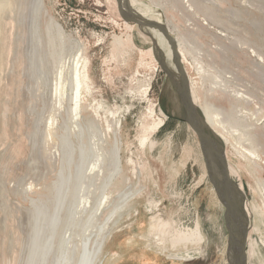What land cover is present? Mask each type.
Masks as SVG:
<instances>
[{
    "label": "rangeland",
    "instance_id": "rangeland-1",
    "mask_svg": "<svg viewBox=\"0 0 264 264\" xmlns=\"http://www.w3.org/2000/svg\"><path fill=\"white\" fill-rule=\"evenodd\" d=\"M4 1L0 264H29L37 233L48 254L33 264H54L104 224L113 264H230L224 207L180 121L176 71L149 29L126 20L121 0ZM134 1L156 10L179 41L187 79L213 113L233 108L264 128V0ZM75 70L86 76L77 110ZM159 119L165 125L149 138ZM230 123L229 142L214 135L241 190L246 264H264V145L251 155L250 137L240 143ZM196 229L201 242L173 248V235ZM186 254L194 259H169Z\"/></svg>",
    "mask_w": 264,
    "mask_h": 264
},
{
    "label": "bare ground",
    "instance_id": "bare-ground-1",
    "mask_svg": "<svg viewBox=\"0 0 264 264\" xmlns=\"http://www.w3.org/2000/svg\"><path fill=\"white\" fill-rule=\"evenodd\" d=\"M130 2H131L130 7L131 6L134 7L136 11H138L141 17L159 22V20L156 19V16H158V13H156V10L151 9V7L140 4L134 0H131ZM8 7H9L8 1H4V3L0 2V21H1V17L3 13L6 12ZM137 7L142 8V9L146 8L147 14L146 15L143 14V10L141 11L137 9ZM147 16H149V18ZM149 31L152 33L155 40H157V42L161 45V47H163L165 51V56H167L168 58L167 65L170 66L169 71L174 74V71H177V70L171 59V51L169 49L166 39L163 37L161 33H159L156 30L150 29ZM176 42H177V51L179 53V57L182 61V64L184 65L183 50L181 49V45L179 41L176 40ZM127 44L133 45L131 40H128ZM149 53L152 55V50H150ZM185 72L187 74L186 69H185ZM85 79H86V76L80 74L77 70H75L72 73V75H70V77L68 78L69 85L71 86V89L73 91L74 100H75L74 110L78 109V105H77L78 93H80L81 88L85 82ZM188 80H189V77H188ZM189 85L191 89V96H192L193 103L196 106V108L200 111L204 125L210 131H212L215 135H217L220 139H222L224 142H229L228 141L229 139L226 137L223 131H225V128H226L225 124H229L230 122L231 123L233 122L232 123L233 125L231 123L230 124L232 125L233 128H235L236 133H238L237 135L239 137L238 141L240 142L243 140V138L250 137L251 144L248 147H245V149L251 155L258 156L255 145L259 144V142H262L264 145V128L259 127L251 119H249L248 121H246L245 118L239 119L238 117L235 116L236 112L233 110V108L229 109L228 112H223V111H220L219 109L217 112H214L216 114L214 115V113L211 111V106L208 105L205 100H202L199 98V95H200L199 91L194 88L196 87V85L191 84L190 80H189ZM244 99H247V98L242 96L243 101ZM219 114L223 115L224 118L218 120L217 116ZM164 122H165L164 119H159L158 122L154 124V127L152 128L151 133L149 134V138L155 135L157 132H159V130L165 125ZM229 135H232V134H229ZM146 139L147 138L145 137V140ZM225 160H226V165H227L229 176H233L234 169L230 167L226 154H225ZM251 165L256 171L260 170L256 162H252ZM239 191L241 190L239 189ZM35 226H36V222H35ZM104 226L105 224L100 229L99 234L96 237V239L94 240L86 239V240L81 241L80 244L72 243L71 246H67L66 250L60 254V257H56V259L54 260V264H104V263L113 264L115 261L114 255L107 254L104 256L105 243L111 237V232L104 231ZM41 238H42V234L37 233L36 236L33 237V239L30 241V246L32 247V250H31L30 257H29V260H30L29 264H33V261L37 259V256L39 255V253H41L42 257H46V255L48 254L47 253L48 251H45V246H49V243L48 242L45 243L43 241V244H42ZM198 242H201V234L198 231V229H196L195 231H189V232L188 230L187 232H177L176 235H173L171 237V243H172L173 248L178 243L186 244V243H198ZM245 246H246L245 251H247L248 245H245ZM45 253L47 254L45 255ZM185 257L187 258L188 261H191L192 259H194L191 255H188V254L184 256H181V255L170 256L169 259L175 262H183V260L185 261L186 259Z\"/></svg>",
    "mask_w": 264,
    "mask_h": 264
},
{
    "label": "water",
    "instance_id": "water-1",
    "mask_svg": "<svg viewBox=\"0 0 264 264\" xmlns=\"http://www.w3.org/2000/svg\"><path fill=\"white\" fill-rule=\"evenodd\" d=\"M122 10L126 16V20L134 25L145 29H153L158 31L166 39L171 51V59L176 67L177 79L179 81L178 96L183 112V121L187 124L195 136L197 137L199 148L201 150L207 174L217 193V196L225 208L226 228L228 231L229 241L232 238L228 219H233L237 225V231L240 235V243L233 247L232 253L227 249V257L230 264H246L245 242L247 236V217L242 207V197L239 194L237 183H233L230 179L225 154L219 140L214 133L210 131L203 123L199 116L197 108L193 104L188 79L182 66L179 53L177 51V42L171 37L169 29L161 22L145 19L132 10L127 0H121ZM200 112V111H199ZM220 178L222 185L219 187L217 180ZM233 202H236V208H233Z\"/></svg>",
    "mask_w": 264,
    "mask_h": 264
},
{
    "label": "flooded vegetation",
    "instance_id": "flooded-vegetation-1",
    "mask_svg": "<svg viewBox=\"0 0 264 264\" xmlns=\"http://www.w3.org/2000/svg\"><path fill=\"white\" fill-rule=\"evenodd\" d=\"M180 87V85H179ZM167 112V111H166ZM168 113V112H167ZM169 116L171 118H173V114H170L168 113ZM219 180H217V184L218 186L220 187L222 185V182L220 180V178H218ZM237 204L236 202H233V208H236ZM225 208H223V223H224V227H225V230H226V234H227V249L230 253H232V250H233V247L235 245H237L238 243H240V235L238 234V231H237V225L235 224V221L233 219H228L229 220V224H231L230 226V229L232 231V238L230 239V244H228V241H229V236H228V231H227V228H226V219H225Z\"/></svg>",
    "mask_w": 264,
    "mask_h": 264
}]
</instances>
